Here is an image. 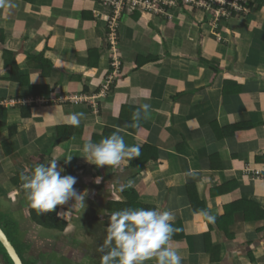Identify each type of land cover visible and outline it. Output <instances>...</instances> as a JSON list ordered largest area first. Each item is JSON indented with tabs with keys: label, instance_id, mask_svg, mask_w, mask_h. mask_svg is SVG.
Wrapping results in <instances>:
<instances>
[{
	"label": "crops",
	"instance_id": "crops-1",
	"mask_svg": "<svg viewBox=\"0 0 264 264\" xmlns=\"http://www.w3.org/2000/svg\"><path fill=\"white\" fill-rule=\"evenodd\" d=\"M179 2L171 19L123 13L117 72L107 42L111 10L101 0H12L15 7L0 8V176L10 177L0 201H11L35 237L20 173L55 158L62 175L77 178L74 188L87 191L85 208L57 206L66 212L60 220L82 225L73 233L78 243L87 237L83 224L93 223L99 234L88 242L99 247L117 202L171 211L179 231L170 246L181 264H264V181L254 176L264 169V1L218 22ZM5 47L24 87L9 80ZM42 53L51 70L31 60ZM143 103L151 117L135 124ZM22 107L32 108L31 119H22ZM79 112L85 117L72 126L67 117ZM108 129L140 145L139 157L113 168L87 162L83 145ZM200 209L215 223L193 214Z\"/></svg>",
	"mask_w": 264,
	"mask_h": 264
},
{
	"label": "clouds",
	"instance_id": "clouds-1",
	"mask_svg": "<svg viewBox=\"0 0 264 264\" xmlns=\"http://www.w3.org/2000/svg\"><path fill=\"white\" fill-rule=\"evenodd\" d=\"M16 5L12 0H0V8H13ZM151 105L143 103L134 111L132 119L135 124L151 117ZM83 112L71 113L67 120L72 126L78 127ZM140 145H127L119 132H113L109 137L98 143L91 141L83 145V157L97 168L119 166L126 158L132 160L140 155ZM73 156L64 158L65 164ZM59 159H51L46 164H38L32 168H25L20 173L21 188L26 194L29 206L38 215L51 213L57 206H63L74 201L72 208L77 205L85 208L87 191L78 192L74 185L77 178L71 175H62L63 168L58 167ZM129 181L127 187H132ZM66 212H58L63 216ZM202 216L207 222L215 223L216 216L206 209L193 213ZM175 220L171 211L159 208H125L114 211L105 229V239L99 245L100 264H181L182 256L177 249L170 246L175 232Z\"/></svg>",
	"mask_w": 264,
	"mask_h": 264
},
{
	"label": "flooded vegetation",
	"instance_id": "flooded-vegetation-1",
	"mask_svg": "<svg viewBox=\"0 0 264 264\" xmlns=\"http://www.w3.org/2000/svg\"><path fill=\"white\" fill-rule=\"evenodd\" d=\"M5 197L8 198L7 195ZM6 200L4 198L0 201V227L6 233L24 264H68V262L69 264H100L98 248L88 242L90 240L89 234H99L95 228L98 225L93 223L83 224L87 237L84 238L82 244L76 241L75 236L71 233L72 230L65 231L68 234L67 239L54 246L40 239L39 235L35 237L29 231L32 227L31 224L22 222L23 219H20L21 213H11L12 210L9 204L11 201L7 203ZM72 225L69 227L71 228ZM78 226L82 225L78 224ZM69 227L67 229H70ZM73 227L76 228L77 226L74 225ZM97 241L100 245L99 238ZM6 255L0 251V256H3L5 264H12L9 256L7 255V258Z\"/></svg>",
	"mask_w": 264,
	"mask_h": 264
},
{
	"label": "built area",
	"instance_id": "built-area-1",
	"mask_svg": "<svg viewBox=\"0 0 264 264\" xmlns=\"http://www.w3.org/2000/svg\"><path fill=\"white\" fill-rule=\"evenodd\" d=\"M102 4L111 10L106 16V22L110 30L108 41L112 53L113 66L118 71L121 62L119 59L118 27L123 13L126 11H137L143 14L163 16L171 19L173 17L169 10L177 8L179 0H101ZM249 0H181V3L213 16L218 22L221 18H229L231 10L238 12L246 11L242 4ZM80 102L79 99H72ZM256 179L264 181V169L254 172Z\"/></svg>",
	"mask_w": 264,
	"mask_h": 264
},
{
	"label": "trees",
	"instance_id": "trees-1",
	"mask_svg": "<svg viewBox=\"0 0 264 264\" xmlns=\"http://www.w3.org/2000/svg\"><path fill=\"white\" fill-rule=\"evenodd\" d=\"M264 0H250L248 3L246 4H242L244 7L250 8V10L254 11L260 8L261 4L263 3ZM231 16H236V15H244L245 11L242 12H238L235 10H231ZM230 16V17H231ZM229 17V18H230ZM107 28H108V23L106 22ZM110 30L108 28V33H107V42H108V47L109 45V41H108V36H109ZM119 35V33H118ZM4 38H2V40L0 41L2 44H4ZM110 48V47H109ZM2 58L4 59L5 62V68H10V81L16 82L18 84H20L22 87H24L25 82L23 77L21 76V68L20 65L18 64L17 60L15 59V55L13 54V52H11L7 47L4 48V50L2 51ZM29 58H32V56H29ZM31 60H33L34 62H37L39 65H41L43 70H46L45 68H48L49 70L52 69V66L50 63L47 62V60L44 58V54L42 53L39 56H35L33 57ZM44 67V68H43ZM33 88V86H32ZM37 95V94H35ZM31 107H22L21 108V115H22V119L23 120H29L31 119L32 115H31ZM6 120V110L3 107H0V123ZM18 127L17 125H14L12 127L9 128V134L10 136H14V134L17 132ZM108 132H114V130L108 129ZM109 137V136H108ZM134 161V160H133ZM19 181H15L14 180V184H18ZM113 206H115L112 211H118V210H122L125 209L127 205L125 204H118L117 202L112 203ZM149 208V207H147ZM152 209V208H149ZM57 211L58 208L51 212V213H44L42 215H38L36 211H34L32 209V215L34 217V219L37 221V224H39L40 226H43L45 228L51 229V230H57L59 232H65L67 227L69 226L68 223H66L63 220H60L57 216ZM0 251L4 252V255L6 254L3 247L0 245ZM217 251L218 247H217ZM220 254H214L212 255V261L214 263L219 262L220 259ZM7 256V255H6ZM8 258V256H7Z\"/></svg>",
	"mask_w": 264,
	"mask_h": 264
},
{
	"label": "water",
	"instance_id": "water-1",
	"mask_svg": "<svg viewBox=\"0 0 264 264\" xmlns=\"http://www.w3.org/2000/svg\"><path fill=\"white\" fill-rule=\"evenodd\" d=\"M35 225H36L35 226L36 230L39 232V238L43 239L45 242L51 243V245L54 246L59 245L68 237L67 232H59L56 230L45 229L44 227L36 223ZM44 232H46L45 235H43ZM0 245L3 247L5 253L9 256L12 264H24L17 250L12 245L6 233L1 227H0ZM0 264H5L3 256H0Z\"/></svg>",
	"mask_w": 264,
	"mask_h": 264
},
{
	"label": "rangeland",
	"instance_id": "rangeland-1",
	"mask_svg": "<svg viewBox=\"0 0 264 264\" xmlns=\"http://www.w3.org/2000/svg\"><path fill=\"white\" fill-rule=\"evenodd\" d=\"M131 12V11H130ZM10 180V177H6V176H4V177H1L0 176V186H1V184H7V181H9ZM8 186V185H7ZM7 186H5L7 189H8V187ZM2 190V187H0V191ZM4 195H6L7 193H3ZM21 203V202H20ZM20 203H18V206H21V204ZM74 226V224L72 225V227L70 228V229H67L66 231L67 232H69V231H72L71 233H74L75 231H78V230H80L79 228L80 227H76V228H74L73 227ZM43 227V226H42ZM57 231V230H56ZM46 234V232H44L43 233V235H45ZM48 235H50V234H48ZM55 236V235H54ZM68 264H69V262H68Z\"/></svg>",
	"mask_w": 264,
	"mask_h": 264
}]
</instances>
